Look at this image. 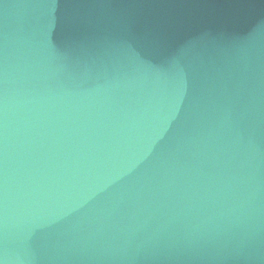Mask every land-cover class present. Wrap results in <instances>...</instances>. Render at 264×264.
<instances>
[{
	"label": "water",
	"instance_id": "obj_1",
	"mask_svg": "<svg viewBox=\"0 0 264 264\" xmlns=\"http://www.w3.org/2000/svg\"><path fill=\"white\" fill-rule=\"evenodd\" d=\"M0 264H264V0H0Z\"/></svg>",
	"mask_w": 264,
	"mask_h": 264
}]
</instances>
